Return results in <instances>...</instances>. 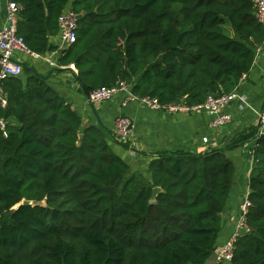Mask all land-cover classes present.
I'll return each mask as SVG.
<instances>
[{"label":"trees","instance_id":"16d2710c","mask_svg":"<svg viewBox=\"0 0 264 264\" xmlns=\"http://www.w3.org/2000/svg\"><path fill=\"white\" fill-rule=\"evenodd\" d=\"M15 1L18 35L75 64L88 96L125 80L138 97L201 103L238 88L264 42L254 0ZM68 8L77 38L59 50L51 37ZM22 67L0 98V264H206L235 178L226 150H160L134 170L50 74ZM253 139L249 231L230 264H264V134L251 126L229 148Z\"/></svg>","mask_w":264,"mask_h":264},{"label":"crops","instance_id":"0c3cea01","mask_svg":"<svg viewBox=\"0 0 264 264\" xmlns=\"http://www.w3.org/2000/svg\"><path fill=\"white\" fill-rule=\"evenodd\" d=\"M0 2L1 28L5 23L6 0ZM51 42L58 45L59 50L67 47L62 44L59 36L51 37ZM18 56L21 63L34 66L40 74H50L49 83L79 112L84 125H98L107 129L109 145L134 170L146 172L154 153L160 150H226L235 166V178L222 215L223 229L219 234L215 253L206 262L214 264L217 251L233 231L240 202L250 191V152L256 141L253 139L234 148H229V145L239 133L249 127L258 128L259 111L264 103V42L258 48L252 70L237 88L238 97L227 108L231 121L220 128L211 125L214 115L206 111L173 114L152 109L138 102L122 106L119 98L93 103L88 95L79 89L75 64H58V50L42 54L40 57L22 53ZM48 57L55 60L56 66L47 61ZM121 114L129 116L134 122V135L128 140L122 139L116 131V117Z\"/></svg>","mask_w":264,"mask_h":264},{"label":"built area","instance_id":"2783aa9c","mask_svg":"<svg viewBox=\"0 0 264 264\" xmlns=\"http://www.w3.org/2000/svg\"><path fill=\"white\" fill-rule=\"evenodd\" d=\"M256 7V16L259 22L264 26V0H254ZM22 9V5L15 0H6V16L5 23L0 28V98L3 104L6 103L2 97L3 82L10 77L21 76L23 73L22 63L18 54H28L40 57V54L31 51L25 43L18 31V13ZM80 14L71 8L66 9L59 17L60 33L59 38L63 45L68 46L77 38V29L79 26ZM49 63L56 66V62L52 57L46 58ZM89 100L93 103H101L107 100L119 98L122 106H126L130 102H138L139 104L148 106L152 109L163 110L169 113H194L199 111L210 112L214 115L211 125L215 128L227 124L231 121V116L227 112L228 106L238 97L237 88L230 93H223L218 96H209L204 102L197 104H188L186 102H161L157 97L143 96L138 97L132 90L129 83L125 80L119 81L113 86H103L94 89L89 94ZM116 131L118 135L128 140L134 135V122L126 115H118L116 117ZM4 135L7 136L5 123L1 122ZM258 131L264 134V103L259 111ZM253 154V149L250 156ZM249 193H246L240 202L239 210L236 215L233 231L223 246L215 255L214 264H225L234 258L236 244L238 239L249 231L248 213L251 206Z\"/></svg>","mask_w":264,"mask_h":264},{"label":"water","instance_id":"95a60500","mask_svg":"<svg viewBox=\"0 0 264 264\" xmlns=\"http://www.w3.org/2000/svg\"><path fill=\"white\" fill-rule=\"evenodd\" d=\"M81 137H82V136H81ZM159 191H160V188H158V187L154 189L153 199L156 197V195H157V193H158ZM24 204H26V205L29 204V201H27V200L24 201Z\"/></svg>","mask_w":264,"mask_h":264},{"label":"rangeland","instance_id":"374dc122","mask_svg":"<svg viewBox=\"0 0 264 264\" xmlns=\"http://www.w3.org/2000/svg\"><path fill=\"white\" fill-rule=\"evenodd\" d=\"M22 75V74H21ZM226 206H227V204H226Z\"/></svg>","mask_w":264,"mask_h":264}]
</instances>
